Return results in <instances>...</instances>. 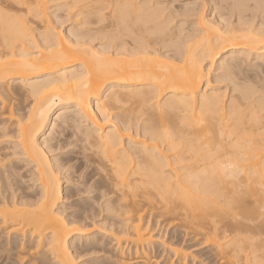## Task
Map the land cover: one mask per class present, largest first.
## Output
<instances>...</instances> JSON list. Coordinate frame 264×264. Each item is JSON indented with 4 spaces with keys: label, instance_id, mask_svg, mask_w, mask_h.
<instances>
[{
    "label": "bare ground",
    "instance_id": "obj_1",
    "mask_svg": "<svg viewBox=\"0 0 264 264\" xmlns=\"http://www.w3.org/2000/svg\"><path fill=\"white\" fill-rule=\"evenodd\" d=\"M161 3L0 0V264H264V0Z\"/></svg>",
    "mask_w": 264,
    "mask_h": 264
},
{
    "label": "rangeland",
    "instance_id": "obj_2",
    "mask_svg": "<svg viewBox=\"0 0 264 264\" xmlns=\"http://www.w3.org/2000/svg\"><path fill=\"white\" fill-rule=\"evenodd\" d=\"M111 1H113V0H111ZM157 1H159L160 3L162 2V3H164V5H167L168 7H170V8H174V6L176 7V9L175 10H177V8L180 10V8H181V5L183 6V4H185L186 2H194L195 0H157ZM172 1V2H171ZM176 1V2H175ZM204 1V0H203ZM205 1H207V0H205ZM169 2H171V3H169ZM185 2V3H184ZM161 3V4H162ZM173 3H175L174 5H173ZM51 4H54V3H51ZM177 5V6H176ZM180 5V6H179ZM48 6L49 7H52L53 5H51L50 6V3L48 4ZM52 10H49L48 12H50V11H53L54 10V8L52 7L51 8ZM173 9V10H174ZM66 25V24H65ZM65 25H63V29L62 30H60V32H62L63 30H64V27H66ZM64 187V186H63ZM73 200V199H72ZM67 202H71V199L70 200H68ZM102 215V214H101ZM105 215H109L110 216V214H105ZM112 216V215H111ZM102 217H103V219L105 218L104 217V214L102 215V216H100L97 220H102ZM101 222V221H100ZM156 230H159V229H157L156 228ZM167 236H165V240L163 239V241H165L164 243L166 244V246H171L172 245V247H167L168 249L170 248V250L172 249V250H174L173 249V247L174 246H178V247H180V244H181V242H179L180 241V238L179 237H177V235H172V234H170V236H168L169 235V232L166 234ZM172 236V237H171ZM170 238V239H169ZM173 238V239H172ZM178 243V244H177ZM168 244V245H167ZM170 244V245H169ZM176 244V245H175ZM187 244V243H186ZM183 245V244H182ZM181 245V246H182ZM154 246V249L152 250V254L151 255H153V256H155V258H157L156 257V255H158L159 253L160 254H162L161 253V251L163 252V248L161 247V246H157V245H153ZM183 246H186L185 244L183 245ZM156 247V248H155ZM158 247H160V248H158ZM177 247V248H178ZM175 248V247H174ZM194 247H192V248H190L191 250H187V252L185 251V253H187V255L189 256H191V254H193V256L192 257H197V259L195 258V261L198 263V262H200V261H202V260H204V257H202V255H201V253H199L198 252V248L197 249H193ZM196 248V247H195ZM200 250V249H199ZM154 251H157V253L156 252H154ZM166 252H164V254H163V256L161 257L163 260L165 259L164 257H165V255L167 256L168 254H170L168 251L169 250H165ZM188 251H190V252H188ZM193 251V252H192ZM190 253V254H189ZM99 255V254H98ZM98 255H96V256H98ZM170 257H171V254L169 255ZM177 256V255H176ZM93 257H95L94 255H92V256H86V257H83V258H81V259H79V260H77V262H84V261H86V262H88V261H90V259L91 258H93ZM160 257L158 258V259H156V263L158 262V264H160V263H162L163 262V260L161 259ZM175 258H177V257H175ZM201 258H202V260H201ZM161 261H160V260ZM88 260V261H87ZM158 260V261H157ZM176 260V259H175ZM76 262V263H77ZM155 263V262H154ZM207 263V260H206V262H205V264ZM204 264V263H203Z\"/></svg>",
    "mask_w": 264,
    "mask_h": 264
}]
</instances>
